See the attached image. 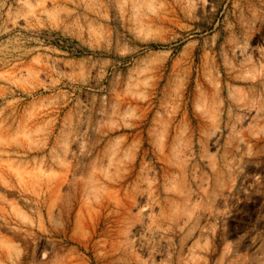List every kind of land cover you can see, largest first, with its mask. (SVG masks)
Instances as JSON below:
<instances>
[{"label":"rangeland","instance_id":"obj_1","mask_svg":"<svg viewBox=\"0 0 264 264\" xmlns=\"http://www.w3.org/2000/svg\"><path fill=\"white\" fill-rule=\"evenodd\" d=\"M0 264H264V0H0Z\"/></svg>","mask_w":264,"mask_h":264}]
</instances>
